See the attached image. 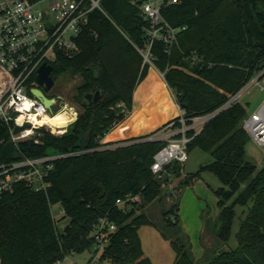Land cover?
<instances>
[{
  "label": "trees",
  "instance_id": "obj_1",
  "mask_svg": "<svg viewBox=\"0 0 264 264\" xmlns=\"http://www.w3.org/2000/svg\"><path fill=\"white\" fill-rule=\"evenodd\" d=\"M144 1L103 0L108 17L95 11L78 38L79 51L58 54L53 64L55 82L66 74L81 78L73 98L83 111L65 134L42 127L34 138L15 144L9 126L0 124V164L21 156L92 150L53 161L51 185L46 190L20 182L0 196V264H61L69 255L95 246L94 225L101 218H108L117 230L100 260L153 264L145 256L139 234L152 221L147 214H138L137 202L127 209L117 202L141 196L144 203H153L174 178L182 177L184 165L172 163L160 178L152 172L154 157L167 141H141L162 127L143 132L132 129L135 95L140 97L137 108L141 110L165 82L192 124V119L220 109L257 76L264 84V0H181L164 8L163 17L173 27L186 30L170 54L162 43L154 45L153 65L139 52L146 47L150 26L140 11ZM120 46L139 57L136 71L128 69L129 63L120 68L114 65ZM97 83L104 93L102 99L84 104V95L96 91ZM179 117L176 114L165 126L176 122L173 128L180 127ZM247 117V108L238 102L213 117L199 134L188 132L193 137L189 153L200 148L210 152L213 161L185 176L176 189L192 184L204 171L223 184L215 191L220 212L214 228L208 229L221 245L206 254L208 259L203 261L207 264H264V166L258 169L248 159ZM103 139L106 145L134 143L99 150ZM56 204L62 205L64 218L70 219L63 232L52 214ZM179 212L176 201L163 213L176 236L183 233ZM237 218V245L232 247ZM172 243L177 251L174 264L202 263L180 237ZM220 248L227 249L220 253Z\"/></svg>",
  "mask_w": 264,
  "mask_h": 264
},
{
  "label": "built area",
  "instance_id": "obj_2",
  "mask_svg": "<svg viewBox=\"0 0 264 264\" xmlns=\"http://www.w3.org/2000/svg\"><path fill=\"white\" fill-rule=\"evenodd\" d=\"M102 1L0 0V124L9 126L13 143L18 144L20 141L34 138L37 130L42 127L50 130L46 125L38 124L36 119L42 120L46 115L54 116L58 101L50 110L32 95L31 90L39 86V68L43 63L53 65L59 53L72 55L79 51L78 38L89 23L90 16L99 10L108 17ZM44 2L48 3L47 9L41 6ZM180 2L181 0H145L140 5L143 17L150 23L146 29V47L139 49L145 62L153 65L152 49L157 42L165 46L167 54L178 46L179 34L186 30V27H173L163 17L162 12L164 8ZM160 75L165 80L164 74ZM254 85L264 90V84L260 76H257L232 95L220 109L192 119V124L187 123L186 111L175 103L181 126L175 129L173 126L176 122H173L167 127L171 132L163 134L158 131L141 140L167 141V145L154 157L152 172L160 178L166 167L172 163L185 165L189 159L188 144L193 138L188 136V132L193 130L195 135L199 134L205 124L218 113L241 102V98ZM62 109L64 107L59 108L58 112ZM17 127L20 128L19 131H16ZM244 128L255 143L264 146V105L244 120ZM36 142L38 143L37 140ZM133 143L134 141H124L106 145L103 139L98 149H115ZM89 151L92 150L40 158L21 156L13 162L0 164V196L13 191L14 186L20 182L36 190H46L51 185L48 177L53 168V161ZM137 199V196H129L126 200H118L117 204L127 209L132 207V203ZM116 230L117 226L108 218H101L94 225L95 251L98 256L109 245ZM94 260L93 257L90 264Z\"/></svg>",
  "mask_w": 264,
  "mask_h": 264
},
{
  "label": "rangeland",
  "instance_id": "obj_3",
  "mask_svg": "<svg viewBox=\"0 0 264 264\" xmlns=\"http://www.w3.org/2000/svg\"><path fill=\"white\" fill-rule=\"evenodd\" d=\"M41 6L47 9L48 3L44 2ZM123 48L120 46L118 55H116L114 60V65L120 68L125 63H129L128 69L133 72L136 71L139 57L132 52H127ZM80 84V77H72V75L66 74L59 78L54 88L48 93L49 96L58 99V108H55V112L59 111L61 107L67 108V105L76 106L80 113L83 111L82 106L77 104L73 98ZM153 96L149 109L146 112L142 111L135 114L130 125L136 132L152 131L158 127H162L159 130L161 133H169L170 128H167L169 124L165 125L176 113L175 95L164 82L162 88ZM241 103L247 108L248 114L251 116V113L258 111L264 105V90L257 85L252 86L249 92L241 98ZM247 150L248 159L256 164L258 169H261L264 166V146L258 145L251 139L247 145ZM212 161L213 157L210 152L200 148L193 149L189 153V159L184 165L182 177L174 178L170 185L165 187L160 199L147 204L142 201L141 196H137L136 208L138 209V214H147L152 221L151 224L142 226L139 234L144 252L153 264L175 263L177 251L172 241L178 242L179 237L182 242L191 246L192 253L196 259L197 254L195 251L199 248L198 235L201 231L209 229V227L214 228V222L219 214L218 210L220 211L218 207L219 199L215 191L223 186L219 178L209 171H204L201 173V178L196 179V181L194 180V184L176 189L185 176L197 173L202 165L209 164ZM176 201L180 204L179 217L183 232L180 236H176L173 230L167 226L163 215ZM52 214L58 225V230L63 232L65 227L69 225L70 219L64 218L65 213L62 205H54L52 207ZM169 218L173 220V217ZM239 224L240 218H237L230 243L232 247L237 245L236 233ZM208 233H206L207 235L205 234L206 237L203 234V241L206 245H210L211 251H214L217 248V244L221 245V242H219V239L213 232L208 230ZM188 245L187 247L189 248ZM200 246L204 247L201 243ZM226 249L220 248L219 252L221 253ZM93 257L95 260L92 264H112L107 260H100L101 254L97 255L95 246L82 253L69 255L61 264H90Z\"/></svg>",
  "mask_w": 264,
  "mask_h": 264
},
{
  "label": "water",
  "instance_id": "obj_4",
  "mask_svg": "<svg viewBox=\"0 0 264 264\" xmlns=\"http://www.w3.org/2000/svg\"><path fill=\"white\" fill-rule=\"evenodd\" d=\"M53 70V65L43 63L39 68L37 76V82L39 86L31 90L32 95L40 99L42 103L50 110L53 109L58 101L57 98L47 95V93L54 88L56 83L52 75ZM103 94V91L99 88V84L97 83L96 91L89 92L84 95V104L92 105L93 103H97L102 99Z\"/></svg>",
  "mask_w": 264,
  "mask_h": 264
},
{
  "label": "bare ground",
  "instance_id": "obj_5",
  "mask_svg": "<svg viewBox=\"0 0 264 264\" xmlns=\"http://www.w3.org/2000/svg\"><path fill=\"white\" fill-rule=\"evenodd\" d=\"M79 115L80 112L76 106L67 105V108L62 109L56 115H46L42 120L36 119V122L40 125H46L56 135H62L68 131L70 124L77 120Z\"/></svg>",
  "mask_w": 264,
  "mask_h": 264
},
{
  "label": "crops",
  "instance_id": "obj_6",
  "mask_svg": "<svg viewBox=\"0 0 264 264\" xmlns=\"http://www.w3.org/2000/svg\"><path fill=\"white\" fill-rule=\"evenodd\" d=\"M135 100V104H134V117H135V114H138V112H142V111H144V112H146L148 109H149V107H150V102L147 104V105H145L141 110H138V108H137V105H138V102H137V99L139 100L140 99V97L139 98H137V95H135V98H134ZM176 107V106H175ZM143 112V113H144ZM175 114H174V116L176 115V114H178L179 113V111H178V108H176L175 109ZM256 112V111H255ZM255 112H253V113H255ZM253 113H251V115L253 114ZM173 116V117H174ZM248 116H249V114H248ZM172 117V118H173ZM171 118V119H172ZM170 119V120H171ZM169 120V121H170ZM196 181V180H195ZM195 181H193V183L192 184H194L195 183ZM220 211L218 210V213H219ZM219 215V214H218ZM149 218H150V216L149 215H147ZM151 220V219H150ZM209 234L208 233V229H206L205 231H201L200 232V234L198 235V240H199V248L195 251L196 252V261L197 262H200L201 263V261H202V263L201 264H207L208 262H204L203 260L205 259H208L207 257H206V254L208 255V254H210L211 253V248H209L210 247V245L208 246V245H206L205 243H204V241H203V234H204V236H205V234ZM206 234V235H207ZM200 237H201V241H200ZM206 237V236H205ZM200 243L205 247H201L200 246ZM196 244V243H195ZM145 256L147 257V255L145 254Z\"/></svg>",
  "mask_w": 264,
  "mask_h": 264
},
{
  "label": "flooded vegetation",
  "instance_id": "obj_7",
  "mask_svg": "<svg viewBox=\"0 0 264 264\" xmlns=\"http://www.w3.org/2000/svg\"><path fill=\"white\" fill-rule=\"evenodd\" d=\"M49 93V92H48ZM47 93V95L49 96V94Z\"/></svg>",
  "mask_w": 264,
  "mask_h": 264
}]
</instances>
